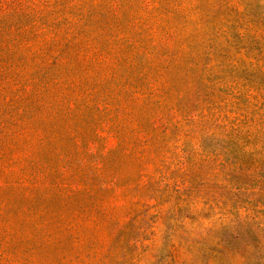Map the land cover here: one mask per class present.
<instances>
[{"label":"rangeland","instance_id":"rangeland-1","mask_svg":"<svg viewBox=\"0 0 264 264\" xmlns=\"http://www.w3.org/2000/svg\"><path fill=\"white\" fill-rule=\"evenodd\" d=\"M40 8L0 23V264H264V0Z\"/></svg>","mask_w":264,"mask_h":264},{"label":"trees","instance_id":"trees-1","mask_svg":"<svg viewBox=\"0 0 264 264\" xmlns=\"http://www.w3.org/2000/svg\"><path fill=\"white\" fill-rule=\"evenodd\" d=\"M55 0H0V23L7 17L10 16H33V17H41L43 12L41 10H38L41 6H48L51 3H54ZM41 9V8H40ZM38 22L36 21L34 24H37ZM32 29L30 28L29 30H24V28H16L14 31L9 32L6 34V36H1L2 33L0 31V61H3V58H5L8 53H2V51L10 50V46L7 43V39L11 36L12 33H17L18 36H22L26 34V31H31ZM37 30L34 32L36 33ZM23 42L20 43L17 42V44H22ZM27 44V42H25ZM5 56V57H4ZM50 57V56H49ZM53 59V58H52ZM60 57L57 58V61L60 63ZM41 66L39 71L43 72L44 74V79L46 78V72L47 71V63L46 62H41ZM60 66H63V64L60 63ZM49 75V74H48ZM31 79V82L33 85H36ZM49 79V78H48ZM47 83H44L45 86L38 87L36 90L31 91L29 94L31 96H28L26 98H34V97H39L40 92L47 90L49 85ZM58 84V83H57ZM56 85V84H55ZM31 87V86H30ZM42 89V90H41ZM41 100V99H40Z\"/></svg>","mask_w":264,"mask_h":264}]
</instances>
